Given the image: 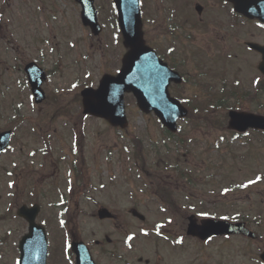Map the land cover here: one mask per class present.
Wrapping results in <instances>:
<instances>
[{"label":"rangeland","instance_id":"obj_1","mask_svg":"<svg viewBox=\"0 0 264 264\" xmlns=\"http://www.w3.org/2000/svg\"><path fill=\"white\" fill-rule=\"evenodd\" d=\"M173 1L158 0L156 3V0H147L144 3V8L148 17H158V9L161 8L163 19L166 21L162 28L165 32L178 37L175 49H170L173 50L171 53H168L167 50L166 56L176 55L177 69L187 80H203L206 75L204 68H195L184 64L183 61L185 58L187 59L186 53L190 50V45L185 40L188 31L190 29L201 33L204 31L198 27L189 26L190 16L193 17V20L197 19L193 5L196 2L206 3L207 0ZM4 6H10V9L4 10ZM14 6V3L6 4L3 3V0L0 1V11L2 12L0 24L3 21L4 28L2 42L3 47L7 48L6 55L0 49V57L6 61L2 62L1 86H3V90L2 93L0 92L2 94V96L0 94V113L6 117L10 116L11 111H9L8 105L12 104L15 108H20V113L24 117H30L32 111L35 110L30 105L26 90L21 88L24 85V79L18 68L12 66L13 63L7 55H21L20 52L10 49L11 46L15 47L17 32L20 31L19 26L13 20V16L17 15ZM182 11L184 17L179 18L176 12L179 14ZM74 14L75 12L71 14L68 11L66 23L77 24ZM25 27L30 29L29 23H26ZM74 28L78 38L82 41L79 54L74 55L73 53L72 56L67 57L65 59L67 65L59 69V74H57L59 78H55L51 82L48 80L47 84L51 91L60 89V92L54 91L56 96L57 94L66 95L68 113L79 115L78 100L75 103L71 95L74 92H80L83 87L89 85L95 87L103 72L115 71L119 66L118 58L123 50L117 34L113 44L108 35L102 39L105 46L101 45L102 51H95V47L90 50L88 46L91 39L87 31L79 30L75 26ZM68 49L76 51L74 47H70V44H68ZM239 59L241 61L237 68L238 72L231 74L229 73L230 67H227L226 73L220 74V76L226 75L220 84L235 83H232V79L228 75L242 78L238 81L243 86L238 106L247 108L248 111H255L257 108L264 109V97L260 98L258 103H253L251 99L250 77H256L253 58L243 56L242 59ZM104 60L105 63H103ZM111 60L115 61L106 63ZM114 66H116L115 69ZM189 77H193V79ZM220 84L207 83L206 86L219 89ZM197 92V88L186 84L175 90L179 98L191 105L190 108L194 114L191 113L187 121L178 124L179 138L171 141L163 134L155 118L152 115L141 114L130 98H126L125 104L130 121L129 131L125 134L106 131L102 125L95 122L83 124L82 128L85 134L82 139L84 141L86 139L88 142L91 141L94 134L98 133V140L117 145L109 156L113 161L108 163L109 173H106L103 168H99L97 174L92 170V176H87V178L93 183H96L97 177L103 183L108 180L113 183V189L104 191L113 193L114 201H111L112 196L107 197L103 194L92 193L91 197L99 201L106 200L109 205L118 207L115 214L118 216L117 221L120 222L116 226L112 222H99L95 216L93 217L90 207L83 206L81 211L71 207L53 210L45 204L41 219L46 224L47 222L50 224L49 237H51L54 248L57 246L56 236L65 238L66 245L73 238L94 244V240L108 237L112 241V246H107L103 250L95 246L91 248L93 257L98 256L100 252L97 259L102 264H113L111 259L109 261L105 257L101 259V252L111 251L114 245L119 253H126V264H257L253 260L254 253L249 255V251H247L244 256L239 254L241 247L243 251L245 250V241L230 238L227 240L213 239L201 243L189 239L185 235L189 215H194L198 221L204 217L227 219L236 216L250 220L259 219L260 222L264 220V211L257 210H264V137L253 134L249 137V141L233 140L231 134L226 130V125L219 122L222 113L213 111L216 101L223 98L224 95L208 99L198 97ZM233 103L230 101V104ZM196 109L199 110L198 113ZM4 124H6L5 121L0 122V125ZM79 133L82 134L80 129ZM132 138L141 140L145 147L143 156L147 163L146 172L144 175L141 173V176L137 174V167H133L134 162L129 160L132 152L126 151L124 156L120 154L121 147L131 145L130 139L132 140ZM180 139L185 142V145L180 143ZM244 142L251 144L247 145ZM165 144H168V147H165ZM92 149H96V144L92 143ZM101 161L99 160L100 165H102ZM0 163L8 166L2 160ZM182 174H187L193 184L186 185ZM2 180L4 183L13 185L12 179L2 178ZM64 181L68 185L67 191H71L72 180L70 177H66ZM241 184L248 187L240 190L239 185ZM5 190L7 191V186H5ZM13 196L14 191H12V195H0V237H6L10 239L9 242L17 243V236L14 237L15 234L10 232V227L12 229L20 227L18 222L11 219L13 208L10 203ZM66 197L69 198V196ZM167 198L172 201V205L165 202ZM120 204L136 205L138 212L145 216V221L141 223L130 217L128 212L122 211L125 208L118 206ZM175 204H177L178 210H174ZM257 228L258 226L255 225L252 230L261 234L256 230ZM176 240H179L180 244H177ZM6 246L7 249L2 254L0 264H15L17 258L15 246H11L10 243Z\"/></svg>","mask_w":264,"mask_h":264},{"label":"flooded vegetation","instance_id":"obj_2","mask_svg":"<svg viewBox=\"0 0 264 264\" xmlns=\"http://www.w3.org/2000/svg\"><path fill=\"white\" fill-rule=\"evenodd\" d=\"M14 3V11L17 15L13 16L15 24L19 26L20 31L17 32L15 39V47L11 46V50L21 53V55H8L12 66H16L24 79V89L32 101L28 86V79L24 73V68L29 64H34L41 68L50 82L55 78H59V69L67 65L65 59L67 57L79 54V47L82 46V41L78 38L75 28L83 29L81 14L82 8L73 0H9ZM179 0H174L177 2ZM142 10L143 33L146 44L153 48L157 57L163 61L170 69H177L175 63L176 55L166 56L173 52L175 45L178 42V37L167 33L162 28L166 21L163 19L161 8L158 9V17H148L147 11L144 8V3L147 0H140ZM158 3V0H156ZM201 5V12H194L197 17H189V26H195L204 30L203 33L195 29H190L185 37L186 42L190 45V50L186 53L183 63L194 66L195 68H204L206 75L203 80H185L183 85L194 86L198 89V97L213 99L218 95L224 97H232L236 101L241 99L243 86L238 81L242 78L235 75H228L232 79L231 85L226 82L220 84L223 77L222 73H226L225 69L230 67L229 73L236 74L239 62L243 56L253 58V68L256 77H250V86L252 88L251 99L253 103H258L260 98L264 97V76L258 72V65L262 61V55L254 50L252 46L264 47V25L258 20L245 18L243 15L235 12L234 5L229 0H207ZM93 5L96 11L97 19L103 28V33L113 37L115 34L114 22V7L112 0H93ZM194 5V6H195ZM10 9V6L7 10ZM174 9V8H173ZM61 10V12H60ZM74 10V11H73ZM175 10V9H174ZM75 12L73 23H66V14ZM176 11V10H175ZM145 13V14H144ZM64 16H63V15ZM176 15L179 18L184 17V12ZM3 23V21H2ZM0 24V49L6 55L7 48L3 47L4 34L2 32L3 24ZM26 23H29L30 29H27ZM52 24V27H50ZM154 32L152 33V30ZM148 34L150 35L148 37ZM62 39H64L62 41ZM163 39V40H162ZM75 41V43H72ZM70 47L76 49L75 52L68 49ZM27 53V55H25ZM185 57V56H184ZM2 62L6 61L0 57V92L3 70ZM113 62V61H112ZM121 62V59L119 63ZM116 66H114V69ZM115 74V73H113ZM193 79V77H189ZM46 83L42 86L45 94V100L39 108L31 104L33 110L30 117H24L20 111H11V117L6 115L0 116V122L5 121L4 127L0 126V134L4 132L11 133L10 146L3 154L0 155V160L7 163L8 166L0 163V195H12L13 211H17L19 207L26 205L31 207L35 204L40 206L42 213L43 205H47L53 210H63L71 207L75 210H83L84 207L92 208V211H98L101 208H106L109 211H118V207H113L106 200L99 201L91 197V194H103L107 197L113 193H106L104 190L113 189L114 185L108 180L103 183L97 177L96 183H93L87 176H92V170L98 173L99 168H103L106 173H109L108 163L112 160L109 154L113 153L116 145L110 144L107 141H100L96 133L88 142L82 139L83 124L95 122L101 124L109 131H114L108 123L103 120L86 117L82 112L77 115L72 112L68 113L66 109L67 102L65 94L55 95L54 91L60 92V89L51 91ZM20 84L21 81L19 80ZM207 83L220 84L219 89L213 86H206ZM180 86L170 84L168 87L172 97H176L175 90ZM80 92H74L71 95L73 101L79 104ZM33 102V101H32ZM225 105V103H223ZM263 110V111H260ZM81 111V106H80ZM256 114L264 115L263 108H257ZM69 115V118L67 117ZM80 127V128H79ZM246 135V134H245ZM242 135V137H245ZM48 137L51 139H48ZM92 143L96 144V149H92ZM124 151H130L129 146H123L121 151L124 156ZM101 164L100 165V162ZM87 162H90L87 164ZM94 173V174H95ZM68 175L71 178V191H67V183L64 181ZM3 179H12L11 183H4ZM7 186V192L5 190ZM69 194V195H67ZM66 196H69L67 198ZM123 207L122 211H130L131 205H118ZM126 206V207H125ZM11 219L18 222L17 229L10 228L11 234L14 237L20 238V234L24 230L25 224L17 218L16 213L11 214ZM41 214L38 218V223L43 224ZM246 226L252 229L255 225L256 229L261 234H256L255 238L248 239L239 236L238 239L245 241V250L240 248V255L244 256L247 251L249 255H253V260L257 264H264L261 260V255L264 254V220L259 219H241ZM117 219L114 220V225H118ZM22 223V224H21ZM46 232L49 229L44 225ZM10 239L0 237V259L2 254L7 249V244L15 246L16 255L18 258V242H9ZM56 247H53L50 255H48V264H73L75 258L73 255L64 252L63 245L65 238L61 236L55 237ZM75 241V240H74ZM110 241V240H109ZM52 244V240H51ZM114 244V243H113ZM96 248L103 250L107 246H112L110 242H94ZM53 246V244H52ZM99 250V251H100ZM105 254V255H104ZM98 256L95 255L94 264L99 263ZM104 255V256H103ZM126 253H119L114 247L111 251H102L101 259L105 257L107 261L111 259L113 264H126ZM252 258L251 256H249ZM16 258V259H17Z\"/></svg>","mask_w":264,"mask_h":264},{"label":"water","instance_id":"obj_3","mask_svg":"<svg viewBox=\"0 0 264 264\" xmlns=\"http://www.w3.org/2000/svg\"><path fill=\"white\" fill-rule=\"evenodd\" d=\"M118 12V22L124 38V46L129 48L123 59L122 69L117 77L104 76L96 90L86 89L82 93L85 113L106 118L114 126L125 124L123 96L132 93L137 105L145 113L154 112L161 124L171 132L176 131V121L187 115V111L179 102L171 100L166 91L169 80L179 83L178 76L168 73L165 66L160 64L153 52L144 47L141 33V22L137 0H115ZM86 11V16H88ZM93 17V14H92ZM91 22L84 23L93 26ZM95 27V26H94ZM93 27V28H94ZM264 61L260 67L263 72ZM229 128L244 131L248 128L264 130V118L244 113H230ZM3 146L0 144V151ZM134 216H139L135 211ZM19 216L29 223V234L21 241V256L19 264H46L47 242L43 231L33 223L35 211L20 210ZM100 219L110 218L107 211L98 213ZM140 219L143 217L139 216ZM187 234L201 240L222 235L253 236L243 224H230L224 221L202 220L198 225L194 217L189 218ZM76 253L77 264H92L88 252ZM264 260V256H262Z\"/></svg>","mask_w":264,"mask_h":264}]
</instances>
